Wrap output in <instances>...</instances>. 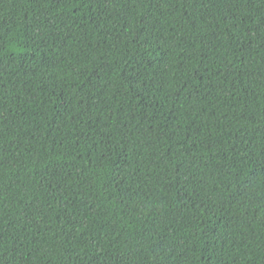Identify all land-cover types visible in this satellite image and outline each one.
<instances>
[{
	"label": "trees",
	"instance_id": "16d2710c",
	"mask_svg": "<svg viewBox=\"0 0 264 264\" xmlns=\"http://www.w3.org/2000/svg\"><path fill=\"white\" fill-rule=\"evenodd\" d=\"M0 264H264V0H0Z\"/></svg>",
	"mask_w": 264,
	"mask_h": 264
}]
</instances>
